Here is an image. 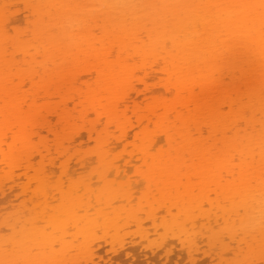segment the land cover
<instances>
[{
    "label": "bare ground",
    "instance_id": "obj_1",
    "mask_svg": "<svg viewBox=\"0 0 264 264\" xmlns=\"http://www.w3.org/2000/svg\"><path fill=\"white\" fill-rule=\"evenodd\" d=\"M12 3L17 7L22 4L20 8L24 6V10L16 7L17 11H13ZM18 17L30 24L31 35L8 38L9 26L19 22ZM9 117L11 121H6ZM53 117L58 119L56 126L62 134L59 139H51L50 142L57 141L55 145L48 146V130L52 127L49 120ZM2 118L5 121H0V210L7 206L2 203H8V208L13 206L12 199L18 201L29 194L31 198L27 196L24 201H30L34 193L35 197L33 204L30 201L32 208L22 212L25 216L21 214L0 226V264H48L49 254L53 256L48 260L56 257L51 264H59L60 260V264H65L68 250L74 248L78 256L92 260L98 246L94 248L91 239L97 238V232H103L101 238L109 237L114 246L119 239L122 242L125 232L120 231L125 230L127 223L134 221L133 226L137 222V226L144 228L142 222L147 217L154 223L147 221L149 230L154 232L160 221L164 236H178L177 242L188 250L192 262L198 260L194 252L199 254L200 245L205 251L209 245L210 255L219 245L221 253L216 251V255L236 252L226 264H264V0H1ZM43 130L47 136H41ZM53 131L52 127L50 134H58ZM37 135L40 145L34 146ZM41 138L45 139L41 142ZM91 141L96 142L93 150L88 147ZM8 143L9 153L4 147ZM117 148L126 155H115ZM121 156L122 166L118 164ZM91 161L96 163L93 166L97 165L94 170ZM135 164L150 166L146 167L147 172L138 168L135 179L146 173L140 178L145 182L146 176H150L151 185L149 180L148 186L140 185L146 184L144 191L152 189L153 193L142 191L145 196L138 208L141 211L135 203L137 212L130 210V214L129 202L134 204L130 189L135 187L131 188L134 184L129 182L133 181L126 179L124 173L130 167L136 168ZM89 167L93 174L98 169L96 173L107 184L102 187L108 188L106 193L110 195L107 199V194L100 191V199L92 198L95 206L89 200L96 188L92 183L95 176L92 181L87 178L89 174H79L86 177L81 179L76 173L79 169L88 171ZM205 174L217 176L216 181L210 179L211 187L199 182ZM232 178V183L242 184L230 183ZM222 179L226 180L225 186H220ZM161 180L173 186L168 187L166 195ZM160 182L163 186H157ZM201 183H205L208 192ZM32 185L35 190L30 194ZM155 186H161V191ZM79 190L85 193L84 198L90 192L89 202L87 198L81 199ZM61 198L64 203L70 199L71 205L66 201V209L61 208ZM96 198L101 202L98 206ZM117 198L119 203L114 202ZM120 201H129L128 206L118 208ZM14 205L17 206L16 201ZM111 206L114 209L109 210ZM124 207H129L125 208L128 214ZM117 208L120 213L123 210V215H119ZM132 212H143L140 214H145L144 219L139 215V220ZM108 213L113 215L112 219L107 218ZM119 219L126 223L121 222L122 225ZM199 226H205L204 236ZM129 230L128 227L125 236L132 234ZM145 232L142 233L147 240L150 231ZM143 235H139L140 239ZM151 238L149 246H159L157 237ZM88 239L92 243L88 244ZM61 240L69 246L66 251L59 247ZM142 243L147 242L144 239ZM166 245L164 249H172L170 244ZM56 246L61 249L55 250ZM120 247L125 248V244L119 245V250ZM167 252L165 255H169ZM63 259L66 261L62 263ZM77 261L74 263L83 264Z\"/></svg>",
    "mask_w": 264,
    "mask_h": 264
},
{
    "label": "rangeland",
    "instance_id": "obj_2",
    "mask_svg": "<svg viewBox=\"0 0 264 264\" xmlns=\"http://www.w3.org/2000/svg\"><path fill=\"white\" fill-rule=\"evenodd\" d=\"M0 1H1V0H0ZM14 2H15V1H14ZM15 3L17 4V2H15ZM15 3H14V4H15ZM12 4H13V3H12ZM12 4H10V6H12V7L15 6V9H13V11H15L17 6L14 5V4L12 5ZM21 5H22V4H21ZM21 5H20V3H19V5H18V7H17V8L19 9V11H20V9L24 10V9H23L24 6H22V8H20ZM9 8H10V7H9ZM11 10H12V8H10V11H11ZM16 11H17V10H16ZM16 11H15V12H16ZM13 13H14V12H13ZM22 13H23V12H21V15H22ZM25 13H26V11H25L24 14L22 15L23 18H22V17L20 16V14H19L20 18H22L23 20L26 18V17H24V16H25ZM15 15H16V14H15ZM17 16H18V14H17ZM18 19H19V17H18ZM22 19H19V22L16 21L17 23L12 22L13 24H11V25L9 26V30H8V32H9L8 34H9V35H8V36L6 35L8 38H10V37H12V39H13V38H19V37L22 36V35H26L25 33L31 35V26H30V24H29V23H25L26 21L23 22ZM20 20H21V21H20ZM98 31H99V30H98ZM96 32H97V31H96ZM97 33H98V32H97ZM100 34H101V33H100ZM100 34H99V35H100ZM63 36L65 37V35H63ZM102 36H103V35H102ZM105 36H107L106 38H108L109 35H105ZM105 36H104L103 38H105ZM140 36H141V35H140ZM29 38H32V36H30ZM106 38H105V39H106ZM141 38H142V36H141ZM9 42H10V41H9ZM35 42H37V41H35ZM35 42H34V44L36 45ZM34 44H33V45H34ZM31 45H32V44H31ZM37 45H38V44H37ZM160 50H161V49H160ZM158 52H159V51H158ZM161 54H162V51H161ZM158 56H160V53L158 54ZM159 58H160V57H159ZM161 58L163 59V56H162ZM161 58H160V59H161ZM82 68H84V64L81 66L80 70H81ZM15 80H16V79H15ZM16 81H17V80H16ZM11 119H12V118L9 117V118L6 119V121H9V120L11 121ZM3 120H4V119L2 118L0 121L2 122ZM4 121H5V120H4ZM4 121H3V122H4ZM49 122H50V127L52 126L53 128H55V131H53V132H56V133H57V131H58L57 128H58V127H57L56 125H58V123H59L58 119L53 117V118H51V120H49ZM2 124H3V123H2ZM58 126H59V125H58ZM52 127H51L50 130H52ZM58 129H59V131H58V134H56V135H52V134H50V132H49L50 130H48V135H49V137L46 135V134H47V131H46V130H45V131L43 130V131L41 132V133L43 134V135L41 134V136L46 135L47 138H49V139H48V140H49L48 143H50V144L46 143L48 146H49V145H52V144L55 143L54 140H52V141H54V142H50L51 139H55V138H57V137H58V139H59V135L62 134L61 129H60V128H58ZM36 134H37V133H36ZM39 137H40V136H39ZM39 137H38V135H37L36 138L34 139V146H35V145H37V146L40 145V144L37 142V141H39ZM44 139H45V138H44ZM44 139L41 138L40 141L42 142ZM35 140H36V142H37L36 144H35ZM46 140H47V139H46ZM55 140H56V139H55ZM41 142H40V143H41ZM46 142H47V141H46ZM51 143H52V144H51ZM56 143H57V141H56ZM56 143H55V144H56ZM55 144H54V145H55ZM9 145H10V143H8L7 146H6V145L4 146V147L6 148V152H8L7 149L9 148ZM66 145L68 146V144H66ZM83 147H84V146H83ZM88 147H89V150H91V149L93 150V148L95 149V147H96V142H95V141H91V142H89ZM5 148H4V149H5ZM84 148H85V147H84ZM82 149H83V148H82ZM13 150H15V148H14ZM86 150L89 151L88 148H87ZM121 150H122V149L117 148L116 151H115V155H121V154H122V155L125 156L126 154H125V153L123 154L124 151L122 150V152H121ZM130 150L132 151V148H131V149H128L127 151L130 152ZM83 151H85V150L83 149ZM9 152H10V151H9ZM9 152H8V153H9ZM113 153H114V152H113ZM119 153H120V154H119ZM124 156H123V157H124ZM49 157H51V156L49 155ZM49 157H48V158H49ZM121 159H122V156H121L120 160H118V162L120 161L118 164L122 166V165H123V163H122L123 161H121ZM196 159H198V158H196ZM213 159H214V158H213ZM213 159H211V161H214ZM47 160H48V159H47ZM62 160H63V159H62ZM96 160H97V158H95V161H96ZM194 160H195V159H194ZM95 161H94V162L91 161V162H92L91 164H92V168H93V170H94L95 167L97 168V165H96V166L94 165L95 167L93 166V163L96 164ZM34 162H36V161H34ZM48 162H49V161H47L45 164L48 165ZM58 163H60V161L57 162V164H58ZM49 164H50V163H49ZM208 164L210 165V162H209ZM211 164H212V166H213V165H214V162L211 163ZM72 165H73V166H72ZM140 165L143 166L142 164H138V165L135 164L134 167H136V168H132V167H130V168H129L130 170L127 168L128 170L126 171V174L124 173V176H126V179H129V178H130L129 181H133V182H129L130 184H131V183L134 184V185L131 184V185L133 186V187L131 186V188H134V187H135L133 190L130 189V192H132V194H133V195H131V197L134 196V198H131L132 200H134V204H133V202L130 203V202L128 201V202H129V207L132 208V209H129V211L127 210L128 212H130V210H133V211H134V209H136V207H135V203H138V204H137V205H138V206H137V209L142 207V205H141V203H140V202H142V199H141V198H144V196H145V195H144L145 193H143L142 191H144V189H146V186H145V185L147 184L146 182L149 180L148 177L150 178V176H146V179H145V180H147V181L142 182V180H141L142 178H141V177L144 178V177H145V174H146V173H145V174L142 173V176H140V177L137 176V178H139V179H137V180L135 179V178H136V175L139 174V173H138V168H139V171H140V172H141V169H142V168H143V171H146V172H147L146 167H148V168L150 167L149 165L146 166V167H140ZM90 166H91V165H90ZM121 166H120V167H121ZM144 166H145V165H144ZM71 167H74V163H71ZM89 168H90V170H89ZM89 168H87L88 171H87L86 169H81L82 171H80V169H79V173H78V171H77L76 173L78 174V177L81 178V179L86 178V177H83V178L81 177V176L84 175L85 173H86V174H85L84 176H87V175L89 174V175L87 176V178H88V177H89V178L91 177V180H92V179L94 178V176H95V179H94L95 183L92 182L93 180H92L91 182L93 183V186H94V185L96 186V188H95V190H94V188H93V190L91 191V192H92V193H91L92 195L90 194V192H89V194L86 193L87 196H86L85 198H84V196L82 195L83 191H80V190H81V189H80L79 191H80L81 193H80V192H79V193L83 196V198H81V197H80V198L83 199V201H84V199L86 200V198H87L89 195H91V196H89V197H91V198H89V200H90V199L93 200V199H92L93 197H94V200H95V196L98 197L100 191H102L101 193L104 194V195L107 194V199L110 198V195L108 194V192L106 193V190H107L108 188H106V189L103 188V187H105V186L107 187V184H106L105 182L102 183L101 179L99 178L98 173H96V172L98 171V169H96V172L93 174V171L89 173V171H91V167H89ZM183 168H184V167H183ZM75 169H76V168H75ZM121 169H122V167H121ZM121 169H120V170H121ZM131 169H132V171H131ZM145 169H146V170H145ZM170 170H171V169H170ZM187 170H188V169H187ZM71 171H74V170H73V169H70V172H71ZM121 171H122V170H121ZM129 171H130V172H129ZM149 171L151 172V170H149ZM182 171H183V170H182ZM189 171H190V170H189ZM236 171H238V170H236ZM80 172H81V173H80ZM83 172H85V173H83ZM127 172H128V174L130 173V174H129L130 176L127 175ZM135 172H137L136 175H135ZM150 172H148L149 175H150ZM238 172H239V171H238ZM238 172H237L236 174H238ZM131 173H132V174H131ZM133 173H134L135 177H134ZM180 173H181V172H179L178 174H180ZM187 173L189 174L188 171H187ZM77 174H76V176H77ZM79 174H81V176H79ZM157 174H158V173H157ZM159 174H160V173H159ZM184 174H186V171H185L184 173H182V175H184ZM209 174H211V173H209ZM234 174H235V173H234ZM92 175H93V176H92ZM122 175H123V174H122ZM151 175H152V174H151ZM212 175H213V174H212ZM76 176H75V177H76ZM188 176H189V175H188ZM215 176H216V175H215ZM215 176H210V175H208V174H207V176H206V174H205V175L203 176V177H204V178H203L204 180L199 179V180H200L199 182L204 181V182H206L207 185H209V183H210V179H211V178L213 179ZM75 177H73L74 180H75V179H76V180H77V179L79 180L78 177H76V178H75ZM151 177H152V176H151ZM155 177H156V175H155ZM158 177H160V176H158ZM163 177H164V176H163V174H162L161 179H162ZM192 177H193V176H191V178H192ZM216 177H217V176H216ZM242 177H243V176H242ZM245 177H246V176H245ZM97 178H99L100 182L97 181ZM110 178H113V177H112V176H111V177L109 176V179H110ZM140 178H141V179H140ZM171 178H172V177H171ZM175 178H176V176H175ZM179 178H180V177H179ZM181 178H183V176H182ZM194 178H195V177H194ZM205 178H206V179H205ZM229 178H230V177H229ZM124 179H125V177H124ZM126 179H125V180H126ZM131 179H132V180H131ZM153 179H154V176H153ZM184 179H186V177H185ZM184 179H183V180H184ZM196 179H197V178H196ZM196 179H195V180H196ZM233 179H234V178H232V181L229 179V181H231L230 183H232V182L234 181ZM241 179H245V178H241ZM246 179H247V177H246ZM246 179H245V181H244L243 183L246 182ZM78 180H77V181H78ZM125 180H124V181H125ZM138 180H139V182H140L139 184L137 183ZM150 180H152V179H150ZM150 180H149V183L151 182ZM159 180H160V178L158 179V182H159ZM163 180H164V179H163ZM169 180H170V179H169ZM169 180H167V181L169 182ZM175 180L177 181V178H176ZM175 180H172V179H171L170 181L174 182ZM193 180H194V179H193ZM193 180H192V182H193ZM214 180H215V178H214ZM214 180H213V181H214ZM216 180H217V179H216ZM216 180H215V181H216ZM218 180H219V178H218ZM223 180H224V179L220 180V182L223 183V185H220V186H225V183H224V182H226V180H225V181H223ZM96 181H97V183H96ZM127 181H128V180H127ZM135 181H136V182H135ZM143 181H144V180H143ZM156 181H157V178H156ZM161 181H162V180H161ZM165 181H166V178H165ZM208 181H209V182H208ZM215 181H214V183H215ZM242 181H243V180H242ZM163 182H164V181H162V183H163ZM195 182H196V181L193 182V185L195 184V187H196L197 185H196ZM197 182H198V181H197ZM217 182H218V181H217ZM98 183H99V184H98ZM143 183H146V184H145L144 186H141V185H143ZM165 183H166V182H164V184H165ZM174 183H175V182H174ZM212 183H213V182H212ZM212 183H210V184H212ZM96 184H97V185H96ZM103 184H104V185L106 184V185L104 186ZM140 184H141V185H140ZM167 184H168V185H167ZM167 184H165V186H166L165 188H166V189H165V191H164V193H165L164 195H166V192L169 191V190L167 191V189H169L168 187H171V188L173 187V186H171V185H172L171 182H169V183H167ZM169 184H170V186H169ZM202 184L205 185V183H201V185H202ZM232 184H235V185L239 186V184H242V182H241V181H240V183H238V182H237V183L234 182V183H232ZM150 185H151V183H150ZM158 185H161V182H160V184H157V186H158ZM190 185H191V184H190ZM199 185H200V184H199ZM218 185H219V184H218ZM32 186H33V185H32ZM93 186H92V187H93ZM98 186H99V187H100V186H101V187L103 186L102 188L105 189V193H103L104 190H103L101 187H100L101 190H99V189H98V188H99ZM147 186H148V184H147ZM153 186H154V185H153ZM153 186H151V187H153ZM161 186H163V184H162ZM161 186H160V187H156V186H155V187H156L157 190H158L159 188H161ZM205 186H206V185H205ZM209 186L211 187V185H209ZM209 186H208V187H209ZM213 186H214V184L212 185V188H215V187H213ZM97 187H98V188H97ZM108 187H109V186H108ZM155 187H154V188H155ZM193 187H194V186H193ZM195 187H194V188H195ZM210 187H209V189H210ZM147 188H148V187H147ZM171 188H170V189H171ZM201 188H202V190H203V187H202V186H201ZM30 189H31V190H30ZM33 189H34V186L31 187V188H29L30 191H32ZM198 189H199V188H198ZM34 190H35V189H34ZM96 190H97V194L95 193ZM108 190H109V189H108ZM147 190H148V189H147ZM147 190H145V191L147 192ZM151 190H152V189H151ZM151 190H150V191H151ZM163 190H164V189H162V192H163ZM171 190H173V189H171ZM194 190H196V188H195ZM199 190H200V189H199ZM206 190H207V191H206ZM206 190H205V191L208 192L207 186H206ZM16 191H17V190H16ZM16 191H15V192H16ZM18 191H19V190H18ZM18 191H17V193H19ZM145 191H144V192H145ZM150 191L148 190V192H150ZM153 191H154L155 193H157V195H159L158 192H156V190L153 189ZM159 191H161V189H159ZM196 191H198V190H196ZM28 192H29V191H28ZM171 192H172V191H171ZM20 193H21V192H20ZM29 193L32 194L33 191H32V192H29ZM93 193H94V196H93ZM110 193H111V191H110ZM116 193H117V192H116ZM151 193H153V192L151 191ZM155 193H154V194H155ZM15 194H16V193H15ZM34 194H35V193H34ZM34 194H33V196L31 195L33 198L35 197ZM83 194H85V193H83ZM113 194H114V195H113V197H114V196H115V192H114V190H113ZM167 194L170 195L169 193H167ZM172 194H173V192H172ZM56 195L60 196L58 192H56ZM78 195H79V194H78ZM81 195H80V196H81ZM104 195L101 196V197H103V198H101V199H102V201L104 200V202H106V200H105V199H106V196L104 197ZM108 195H109V196H108ZM143 195H144V196H143ZM148 195H149V193H148ZM151 195H152V194H151ZM168 195H167V196H168ZM27 196L30 197L29 194H28V195H26V196L24 195V196H23V197H24L23 199H21L22 196H21L20 198L18 197V198H19L18 201L15 199V201L17 202V206L14 205V202H15V201H14L13 199H12V201H10V204H13V206H12V205H9V208H8V203H7V204L2 203L3 206H4V205H7V206H6L7 208H6V207H5V208L3 207L2 210H0V226H3L4 222H10V220L12 221L14 218H16V216H19V215H21V214L25 216V214H23L22 212L25 213L28 209L32 208V205L30 204V201H32V199H33V198H32L30 201H28V200L26 199V200L24 201V199H25ZM58 196H57V199L59 198ZM61 196H62V195H61ZM149 196H150V195H149ZM152 196H153V195H152ZM159 196L162 197V195H159ZM159 196H158V198L160 199ZM167 196H166V197H167ZM170 196H173V195H170ZM78 197H79V196H78ZM146 197H147V195H146ZM163 197H164V196H163ZM183 197H184V196H182V198H183ZM30 198H31V197H30ZM62 198H63V197H62ZM62 198H61L60 201H62V203H64V200H65V199H62ZM64 198H65V196H64ZM69 198H70V197H69ZM76 198H77V197H76ZM118 198H119V197H118ZM118 198H117V199H114V200H115L114 202H118V201H116V200H118ZM153 198H154V197H153ZM174 198L176 199L175 196H174ZM9 199H10V198H9ZM20 199H21V200H20ZM35 199H36V198H35ZM57 199H56V202H57L60 198H59L58 200H57ZM78 199H79V198H78ZM78 199L76 200V202L79 204ZM81 199H79V201H80ZM98 199H100V196L98 197ZM98 199L96 198V200H97V203H96L97 206L99 205V203H101L100 201L98 202ZM111 199H112V198H111ZM120 199H121V198H120ZM140 199H141V200H140ZM148 199H149V197H148ZM162 199H163V198H162ZM162 199H160V200H162ZM175 199H174V200H175ZM177 199H178V197H177ZM177 199H176V200H177ZM183 199H184V198H183ZM183 199H182V203H183ZM37 200H38V199H36V201H37ZM53 200H54V201H53ZM53 200H52V201H53L54 204H55V199H53ZM89 200H88V198H87L86 201L89 202ZM94 200H93L92 202H93V204H94V206H95V202H96V201H94ZM121 200H122V199H121ZM129 200H130V199H129ZM132 200H131V201H132ZM153 200H154V199H153ZM176 200H175V201H176ZM179 200H180V198H179ZM13 201H14V202H13ZM34 201H35V200H34ZM36 201H35V202H36ZM60 201L57 203L58 207H60V206H59ZM66 201H70V199H69V200L66 199ZM66 201H65V203H66ZM145 201H146V199H145ZM149 201L151 202L152 199H151V200L149 199ZM11 202H12V203H11ZM25 202H26V203H25ZM104 202H102V203H103V206H104ZM124 202H125V201H124ZM128 202H126L125 204H124L123 202L121 203V201H120L121 204H118V203H119V202H118V203H117V204H118V208H120V206H121V207H123V206H128ZM161 202H162V201H161ZM177 202H178V201H177ZM177 202H175V203H177ZM23 203L27 204V207H26V208L24 207V206H26V205H25V204L23 205ZM65 203H64L63 205H61V206H62L61 208H63V206H65V209H66V205H65ZM71 203H72V202L70 201V203L68 202L67 204H68V205H69V204L71 205ZM139 203H140V204H139ZM144 203H145V204H144L145 207H147L148 204H146V202H144ZM180 203H181V202H180ZM32 204H33V201H32ZM37 204H38V202H37ZM37 204H36V205H37ZM54 204H53V205H54ZM115 204H116V203H115ZM115 204H114V205H115ZM117 204H116V205H117ZM153 204H154V203H153ZM172 204H173V203H172ZM172 204H171V205H172ZM55 205H56V204H55ZM55 205H54V206H55ZM140 205H141V206H140ZM173 205H176V204H173ZM10 206H11V207H10ZM0 207H1V205H0ZM33 207H34V206H33ZM56 207H57V206H56ZM69 207H70V206H69ZM114 207H115V206H114ZM129 207H127V208H129ZM70 208H71V207H70ZM103 208H105V207H103ZM103 208H102V209H103ZM112 208H113V207L111 206V208H109V210H111ZM118 208H117V210H118ZM125 208H126V207H124V211H126ZM127 208H126V209H127ZM65 209H61V210H65ZM67 209H68V206H67ZM99 209H100V207H99ZM102 209H101V210H102ZM107 209H108V208H107ZM113 209H114V208H113ZM137 209H136V212H137ZM143 209H144V206H143ZM117 210H116V212H114L115 210H112V211H113L115 214L118 215V214L120 213V210H118L119 213L117 212ZM138 210L141 211V209H138ZM144 210H145V209H144ZM144 210H142V211H144ZM146 210H147V209H146ZM107 211H108V210H107ZM127 211H126V213L128 214ZM172 211H173V213H174L175 210H172ZM109 212L111 213V211H109ZM140 213L143 214V212H139V213H137V214H136V213L133 214V212H132V214L134 215V217H137V216H135V215H138V217H139V215H140V217H141V214H140ZM106 214H107V213H106ZM112 214H113V213H112ZM130 214H131V212H130ZM130 214H129V215H130ZM161 214L163 215L164 213H161ZM161 214H160V215H161ZM27 215H28V214H27ZM110 215H111V214L108 213L107 218H108V216H110ZM117 215H116V216H117ZM119 215H123V210L121 211V213H120ZM124 215H125V213H124ZM34 216H35V215H34ZM34 216L32 215V217H34ZM111 216H113V215H111ZM111 216H110V218H111ZM125 216H126V215H125ZM125 216H124V217H125ZM144 216H145V214H144ZM144 216L142 215V217H144ZM114 217H115V215H114ZM117 217H119V216H117ZM120 217H121V216H120ZM127 217H128V215H127ZM140 217H139V220H140ZM142 217H141V218H142ZM112 218H113V217H112ZM112 218H111V219H112ZM115 218H116V217H115ZM127 219L129 220V218H126V220H127ZM142 219H144V218H142ZM147 219H148V220H147ZM147 219H145V220L142 222V223L144 224V225L142 224V225L144 226V228H142L140 225L137 226V225H136L137 222L135 223V226H133V224H134V221H133V220H132V221H133L132 223H131V222H130V223H127V226H125V227H126L125 230H124V228H122L123 230L120 231V234H122L123 232H125V233L127 234V229H128V227H129L130 230H131V228L134 227L133 231H132V230H131V231L129 230L130 232H132V234H129V235L125 236V233H123L124 236H123V237L121 236V238H123L122 242H121V239H119V240H120V243L122 244V247H124V244H125V248L122 249V248L120 247V250H119V245H121V244L118 243L119 240L117 241L116 244L114 243L115 245L113 246V245H111L112 243L110 242V238H109V237H108V240H105V239H104V238H106V236H103V238H101V237H102V236H101V233L103 234V232H97V233L100 235V237H99V235H98L97 233H94V236H95V234H96V236L98 235L97 238H98L99 241L96 242V241H97V238H94V237L92 236L93 239H91V240H92L93 243H94V245H93L94 248L98 246V247H97L98 249L95 248L97 251L95 250V256L93 255L94 257H92V260H93V261H92L91 259H89V260H87V261H88V262H87V261L84 259V258H86V257H84L85 255H84V256L81 255V256H83V257L78 256L77 253H76L75 248L73 249V250H75V251L73 252L72 249H69V246L67 245L66 242H63L62 240L59 241V242H61V243H60L61 245H59V247L61 246V248H62V247L65 248V251H66L67 249H69L68 252H70V253H68V252H66V253L69 254V255L67 254L69 257L72 255L70 258L68 257V258H67V261H66V260H64V259L66 258V254H64V253H65V251H64L63 254L65 255V257H64V259H63L64 261H62V263L66 261V263H68V264H75L74 262L77 261V259H78L77 257H81L80 260L78 259V261H80V262L82 261L83 264H85V262H86V264H179V262H180L181 264H195V263H197V264H212L213 261L215 262V260H216V262L213 263V264H220L221 261H223V264H226L228 258L231 257V254L233 253V252H232V253H231V252H228V253H225V254H221V256L223 255V257H224V256L226 257V260H225V259H223V257H221L220 255H216V251H217V254H219L218 252L221 253V251H218V249H219V245H218V246L216 245L217 249H216V247H214V248H215V249H214V250H215V253H214V251H212V255H210L211 252H210L209 254H207V252H208L207 250H208V248H209L210 246H209L208 244H206V242L204 241L205 246L208 245L209 247L207 246L208 248L206 247V251H205L204 246H203V245H200V246H199V249H198V250H200V252H199L200 255L197 254V255H198V256H197V255H196V252H194V253H195V254H194V257H195V258H198V260L196 259L197 262H192V261L190 260L191 258H189V256H188V250L185 251V250H184V247H183L182 245H180L181 243H180V242H177V241H178V236L175 235L176 238H174V233H173V235H171L172 233H171V234L168 233V234H170L169 236H168V234H166V236H164V235H165V234L163 233L164 230L162 231L163 228H162V229L160 228V224L162 225V223H161L160 221H158V224H159V223H160V224L157 226L158 228H157L156 230H154V232L151 231V230H149V229H151L149 223H150V221H151V223H152V220H150L151 218L149 219L148 217H147ZM119 220H120V219H119ZM126 220H120V223H121V222H124V221H125V223H126ZM135 220H136V218H135ZM160 220H161V219H160ZM129 221H130V220H129ZM137 221H138V220H137ZM145 221H146V224L144 223ZM147 221H149V223H148ZM161 221H162V220H161ZM127 222H128V221H127ZM200 222H201V221H199V224H201ZM147 223H148L149 225H148ZM121 224L123 225V223H121ZM128 224L131 225V228H130V225H128ZM153 224H154V223H152L151 225H153ZM202 224H203V223H202ZM145 225H146V228L148 229V230H146V232H147V231H150V232H149L150 235H153V236H156V237H157L156 241H157L158 243L161 244V245L159 244V246H161V247H160V250H161V251H160V250H157V251L155 250V251H154V249H156L157 247L159 248V246H157L158 243H156V244H157V245H156L157 247H155L153 244H152L153 248L150 247L151 245L149 246V244L151 243V242H149V241H150L149 238H151V237L153 238V236L148 235L149 237L147 236L148 239L146 240L145 236L143 235V233H144L145 231H141V230H143V229H146V228H145ZM204 225H205V224H204ZM136 226H137V227H136ZM154 226H155V225H154ZM154 226L152 227L153 229H154ZM206 226H207V225H206ZM139 227H140V229H139ZM162 227H163V226H162ZM199 227H200V226H199ZM201 227H202V226H201ZM201 227H200V228H201ZM83 228H85V227H83ZM141 228H142V229H141ZM155 228H156V227H155ZM138 229L140 230V232L138 231ZM201 229H202V231L204 232V233H203V236H204V234H206L205 231L203 230V229H205V226L202 227ZM207 229H208V228H207ZM4 230H5V229H4ZM4 230H3V231H4ZM86 230H88V229L86 228ZM86 230H85V231H86ZM205 230H206V229H205ZM83 231H84V230H83ZM97 231H98V230H97ZM6 232H7V230H6ZM6 232H4V233L6 234ZM69 232H70V231H69ZM142 232H143V233H142ZM146 232H145V233H146ZM161 233H163V234L161 235V237L164 236V237H163L164 239H163V238L161 239V237L159 236ZM8 234H10V232H9ZM69 234H70V233H69ZM134 234H135V235H134ZM140 234H141V238H142V235L144 236L143 239H140V236H139ZM155 234H156V235H155ZM157 234H158V235H157ZM158 236L160 237L159 240H158ZM167 236H168V237H167ZM172 236H173V237H172ZM205 236H206V235H205ZM170 237H171V238H170ZM137 238H139V241H138L139 243L137 242V240H138ZM152 238H151V239H152ZM70 239L72 240V238H70ZM70 239H69V240H70ZM101 239H102V241H101ZM144 239H145V241H146L147 243H142V242H144ZM169 239H170V242H169ZM176 239H177V240H176ZM88 240H89V242L87 241L88 244H89V243H92V242L90 241V239H88ZM94 240H96V241H94ZM140 240H142V242H141ZM148 240H149V241H148ZM161 240H164V241L161 242ZM167 240H168V241H167ZM174 240H175V242H174ZM205 240H206V239H205ZM124 241H125V243H124ZM69 242H70V241H69ZM71 242H72V241H71ZM84 242H85V241H83V243H84ZM106 242H107V243H106ZM152 242H154V241H152ZM165 242H166L167 244H170L169 246H171L172 249H170V247H169L170 250H166V249H164V248H165V245H166ZM168 242H169V243H168ZM65 243H66V244H65ZM81 243H82V242H81ZM83 243H82V245H83ZM95 243H97V244H95ZM108 243H109V244L111 243L110 245L113 246V247H112L113 249L111 248V246H110ZM154 243H155V242H154ZM164 243H165V245H164ZM58 244H59V243H58ZM64 244H65V245H64ZM88 244H85V245L88 247ZM200 244H201V243H200ZM116 245H117V246H116ZM198 245H199V244H198ZM230 245H231V248H234V247H235V245H232V244H230ZM86 246L83 245V247H85V248H86ZM108 246H109L110 248H109ZM147 246H149L150 249H148ZM162 246H163V247H162ZM181 246L183 247V250H184V251L182 250V247H181ZM59 247L56 246V247H55V248H56L55 250H59V249H61V248H59ZM81 247H82V246H81ZM197 247H198V246H197ZM57 248H58V249H57ZM166 248H167V245H166ZM202 248H203V249H202ZM83 249H84V248H83ZM114 249H118L117 252H116V250H115V252H114V251H113ZM121 249H122V250H121ZM167 249H168V248H167ZM185 249H186V248H185ZM196 249H197V248H196ZM196 249H195V251H197ZM234 249H235V248H234ZM86 250H87V249H86ZM111 250H112V251H111ZM164 250H166L165 253H164ZM242 250H244V251H243V253H244V252H245V249H243V247H242ZM43 251H44V250H43ZM82 251H83V250H82ZM84 251H85V250H84ZM88 251H89V248H88ZM88 251H87V252H88ZM124 251H125V252H124ZM167 251H168V252H167ZM171 251H172V254H173V255L171 254ZM181 251H182V252H181ZM209 251H210V248H209ZM238 251H239V250H238ZM238 251H237V252H238ZM41 252H42V251H41ZM156 252H157V254H156ZM158 252H159V253H158ZM166 252H167V254L169 253V255H165ZM173 252H174V253H173ZM204 252H205V253H204ZM38 253H40V252H38ZM42 253H43V252H42ZM72 253H74L75 255L72 254ZM84 253H86V251L83 252V254H84ZM197 253H198V251H197ZM201 253H202V254H201ZM235 253H236V252H234L233 255H235ZM88 254H89V253H88ZM50 255H51V254H49V256H48L49 258H48V259H52L51 257L53 256V254H52V256H50ZM73 255H74V257H73ZM76 255H77V256H76ZM89 255H91V254H89ZM96 255H97V256H96ZM164 255L168 258V260L166 259V257H165ZM201 255H202V256H201ZM215 255H216V257H215ZM233 255H232V256H233ZM169 256H170V257L173 256V257L170 258ZM209 256H210V257H209ZM37 257H38V256H36L35 258H37ZM61 257H62V256H61ZM87 257H89V256H87ZM206 257H207V258H206ZM211 257H213V258H217V259H213V260H212ZM218 257H220L221 259L218 258ZM225 257H224V258H225ZM237 257H238V256H237ZM38 258H39V257H38ZM76 258H77V259H76ZM89 258H90V257H89ZM93 258H95V259H93ZM169 258H170V259H169ZM208 258H210V259L208 260ZM232 258H233V257H232ZM234 258H235V257H234ZM238 258H239V257H238ZM48 259H47V261H49V263L46 261V259H45V261H46L45 263L51 264V263L53 262V260L56 259V257L53 258V260H48ZM57 259H58V258H57ZM69 259H72V261L69 260ZM219 259H220V262H219ZM222 259H223V260H222ZM229 259H231V258H229ZM59 260H60V259H59ZM59 260L57 261L58 263H59ZM68 260H69V262H68ZM170 260H171L172 262H170ZM211 260H212V262H211ZM224 260H225V261H224ZM38 261H39V260H38ZM40 261H41V260H40ZM51 261H52V262H51ZM78 261H77V262H78ZM116 261H117V262H116ZM194 261H195V259H194ZM35 262H37V260H36ZM35 262H34V263H35ZM50 262H51V263H50ZM90 262H91V263H90ZM190 262H191V263H190ZM200 262H201V263H200ZM251 262H252V261H251ZM31 263H32V262H31ZM37 263H38V262H37ZM55 263H56V262H55ZM55 263H54V264H55ZM60 263H61V260H60ZM60 263H59V264H60ZM66 263H65V264H66ZM35 264H36V263H35ZM43 264H44V262H43ZM56 264H57V263H56ZM63 264H64V263H63ZM77 264H78V263H77ZM243 264H244V263H243Z\"/></svg>",
    "mask_w": 264,
    "mask_h": 264
}]
</instances>
